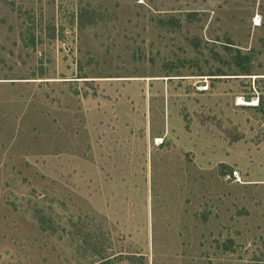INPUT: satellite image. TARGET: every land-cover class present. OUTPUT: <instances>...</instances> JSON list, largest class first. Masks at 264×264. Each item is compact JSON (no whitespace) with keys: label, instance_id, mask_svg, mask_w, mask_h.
Here are the masks:
<instances>
[{"label":"rangeland","instance_id":"obj_1","mask_svg":"<svg viewBox=\"0 0 264 264\" xmlns=\"http://www.w3.org/2000/svg\"><path fill=\"white\" fill-rule=\"evenodd\" d=\"M0 264H264V0H0Z\"/></svg>","mask_w":264,"mask_h":264},{"label":"bare ground","instance_id":"obj_2","mask_svg":"<svg viewBox=\"0 0 264 264\" xmlns=\"http://www.w3.org/2000/svg\"><path fill=\"white\" fill-rule=\"evenodd\" d=\"M259 20H260L259 17H257V18H256V23H257V24L260 22ZM238 103H239V104H255L256 101H248V100H246V99L243 98V97H239V98H238ZM158 140H159V142H161L162 138H158Z\"/></svg>","mask_w":264,"mask_h":264},{"label":"built area","instance_id":"obj_3","mask_svg":"<svg viewBox=\"0 0 264 264\" xmlns=\"http://www.w3.org/2000/svg\"><path fill=\"white\" fill-rule=\"evenodd\" d=\"M197 88H198V90H207L208 89V85L202 84V85L197 86Z\"/></svg>","mask_w":264,"mask_h":264}]
</instances>
